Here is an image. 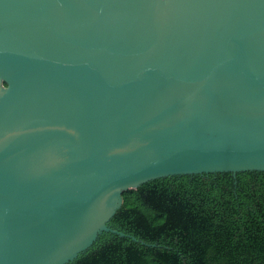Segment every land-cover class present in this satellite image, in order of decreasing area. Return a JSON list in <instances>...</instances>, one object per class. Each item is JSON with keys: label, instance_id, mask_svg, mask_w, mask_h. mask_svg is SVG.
Listing matches in <instances>:
<instances>
[{"label": "water", "instance_id": "water-1", "mask_svg": "<svg viewBox=\"0 0 264 264\" xmlns=\"http://www.w3.org/2000/svg\"><path fill=\"white\" fill-rule=\"evenodd\" d=\"M264 171V0H0V264H68L123 193Z\"/></svg>", "mask_w": 264, "mask_h": 264}, {"label": "trees", "instance_id": "trees-1", "mask_svg": "<svg viewBox=\"0 0 264 264\" xmlns=\"http://www.w3.org/2000/svg\"><path fill=\"white\" fill-rule=\"evenodd\" d=\"M109 224L68 264H264V171L174 175L123 193Z\"/></svg>", "mask_w": 264, "mask_h": 264}]
</instances>
